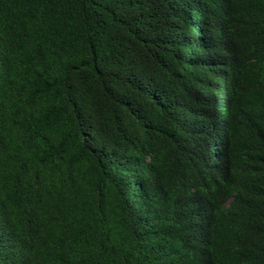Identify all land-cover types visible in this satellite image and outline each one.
Wrapping results in <instances>:
<instances>
[{"label": "trees", "instance_id": "obj_1", "mask_svg": "<svg viewBox=\"0 0 264 264\" xmlns=\"http://www.w3.org/2000/svg\"><path fill=\"white\" fill-rule=\"evenodd\" d=\"M0 264H264V0H0Z\"/></svg>", "mask_w": 264, "mask_h": 264}]
</instances>
